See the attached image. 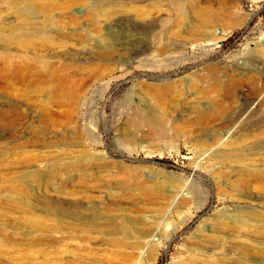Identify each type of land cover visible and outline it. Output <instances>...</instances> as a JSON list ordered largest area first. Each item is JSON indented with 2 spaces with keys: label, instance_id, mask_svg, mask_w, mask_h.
I'll list each match as a JSON object with an SVG mask.
<instances>
[{
  "label": "rangeland",
  "instance_id": "374dc122",
  "mask_svg": "<svg viewBox=\"0 0 264 264\" xmlns=\"http://www.w3.org/2000/svg\"><path fill=\"white\" fill-rule=\"evenodd\" d=\"M0 264H264V0H0Z\"/></svg>",
  "mask_w": 264,
  "mask_h": 264
},
{
  "label": "bare ground",
  "instance_id": "6f19581e",
  "mask_svg": "<svg viewBox=\"0 0 264 264\" xmlns=\"http://www.w3.org/2000/svg\"><path fill=\"white\" fill-rule=\"evenodd\" d=\"M195 14L202 28L208 26L211 20L214 18H217V19L228 18V14H223L220 16V15H216L213 12L205 11L204 9H196ZM210 44L211 43H205V45H210Z\"/></svg>",
  "mask_w": 264,
  "mask_h": 264
}]
</instances>
